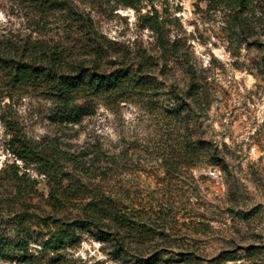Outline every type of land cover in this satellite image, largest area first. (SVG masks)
<instances>
[{
  "label": "rangeland",
  "instance_id": "rangeland-1",
  "mask_svg": "<svg viewBox=\"0 0 264 264\" xmlns=\"http://www.w3.org/2000/svg\"><path fill=\"white\" fill-rule=\"evenodd\" d=\"M253 5L240 32L230 9L210 0L140 8L0 0L1 46L42 43L85 69L94 58L87 47H99L106 73L143 64L127 89L79 94L73 118L46 82L17 84L0 72V235L12 238L13 219L27 218L19 232L26 249L0 264H139L152 256L151 264H264V0ZM69 8L90 16L93 38L70 23ZM153 9L166 48L143 19ZM23 147L64 170L74 200L49 204L53 180L34 157L16 155ZM14 170L23 192L9 179ZM102 195L135 223L124 229L125 252L115 251L122 242L114 236L85 227L58 249L45 245Z\"/></svg>",
  "mask_w": 264,
  "mask_h": 264
},
{
  "label": "trees",
  "instance_id": "trees-1",
  "mask_svg": "<svg viewBox=\"0 0 264 264\" xmlns=\"http://www.w3.org/2000/svg\"><path fill=\"white\" fill-rule=\"evenodd\" d=\"M114 1L132 8H140L144 4L152 3V0ZM210 1L220 2L230 9L235 30L240 32L248 30V16L252 14L254 0ZM48 4L52 5L54 3L48 1ZM153 10L152 14H149V12L144 13L142 15L143 19L149 28L158 35L160 46L166 48L167 43L162 41V27L158 15L155 9ZM67 16L70 23L76 26V29L87 40L95 36L96 33L89 15L77 13L69 8L67 9ZM87 48L94 58L90 67L85 69L83 61H71L69 59L63 63L60 59V51H53L42 43L28 45L25 43L22 48L13 45H0V72H4L8 80L17 84L33 86L46 82L49 93L55 96L63 106L64 114L69 118H73L78 110L75 108L76 105L72 104H74V100L79 94L127 89L129 85L132 86L138 83L141 67H143L142 61H140L134 67L125 65V67L110 73L100 71L95 59L101 57V49L91 46ZM63 66L68 69L66 73L61 71ZM174 111H178V109L175 108ZM188 146L189 149H192L194 144ZM21 152L22 154L16 152L19 158L34 157L39 162L42 172L51 176L53 181H49L51 189L48 195V202L51 206L60 207L66 202L74 200L77 196L74 188L63 187L62 185L63 176L65 175L63 169L53 164L48 158H44L40 153L27 149V147H23ZM22 178V175H19L16 170L12 171L9 178L18 186V192L24 191V189H21ZM83 210L85 214L83 219L60 223V226L48 235L45 245L51 249H58L62 244L74 240V228L85 227L87 229H100L103 235L114 236V239L122 242L120 245H115V251L119 254L126 251L127 247L123 245L124 229H130L135 223L130 221L129 214L119 203L110 196H95L85 203ZM26 220V217L21 216L13 219L12 226L16 232L12 238L0 235V259L17 256V254H21L19 252L26 249L27 243L23 237L19 236V232L24 231L23 226ZM135 226L137 227V224ZM156 259L154 256L148 259L141 258L139 264H151Z\"/></svg>",
  "mask_w": 264,
  "mask_h": 264
}]
</instances>
